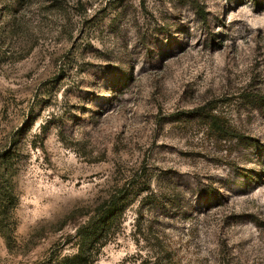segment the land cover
<instances>
[{"label":"rangeland","instance_id":"rangeland-1","mask_svg":"<svg viewBox=\"0 0 264 264\" xmlns=\"http://www.w3.org/2000/svg\"><path fill=\"white\" fill-rule=\"evenodd\" d=\"M110 198L94 264H264V0H0V264Z\"/></svg>","mask_w":264,"mask_h":264},{"label":"trees","instance_id":"trees-1","mask_svg":"<svg viewBox=\"0 0 264 264\" xmlns=\"http://www.w3.org/2000/svg\"><path fill=\"white\" fill-rule=\"evenodd\" d=\"M211 121L219 126L216 117L212 116ZM124 202V199L110 198L97 205L73 237L74 243L71 244L76 251L63 257L53 254L47 264H94L110 236L121 225L126 206Z\"/></svg>","mask_w":264,"mask_h":264}]
</instances>
